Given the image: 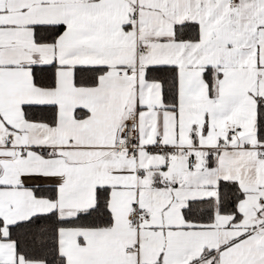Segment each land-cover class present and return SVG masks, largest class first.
I'll return each instance as SVG.
<instances>
[{"label": "snow or ice", "instance_id": "6c2138e0", "mask_svg": "<svg viewBox=\"0 0 264 264\" xmlns=\"http://www.w3.org/2000/svg\"><path fill=\"white\" fill-rule=\"evenodd\" d=\"M0 264H264V0H0Z\"/></svg>", "mask_w": 264, "mask_h": 264}]
</instances>
